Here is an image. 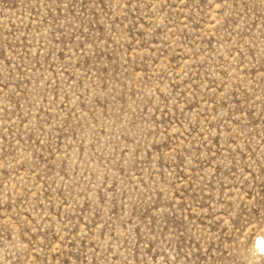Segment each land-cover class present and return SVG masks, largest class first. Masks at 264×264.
Here are the masks:
<instances>
[{
    "label": "rangeland",
    "instance_id": "374dc122",
    "mask_svg": "<svg viewBox=\"0 0 264 264\" xmlns=\"http://www.w3.org/2000/svg\"><path fill=\"white\" fill-rule=\"evenodd\" d=\"M264 0H0V264H264Z\"/></svg>",
    "mask_w": 264,
    "mask_h": 264
},
{
    "label": "bare ground",
    "instance_id": "6f19581e",
    "mask_svg": "<svg viewBox=\"0 0 264 264\" xmlns=\"http://www.w3.org/2000/svg\"><path fill=\"white\" fill-rule=\"evenodd\" d=\"M257 246L260 249V251L264 252V241H263V239L260 238L257 240Z\"/></svg>",
    "mask_w": 264,
    "mask_h": 264
}]
</instances>
